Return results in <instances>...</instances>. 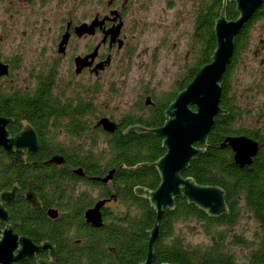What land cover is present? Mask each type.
<instances>
[{"label":"trees","instance_id":"obj_1","mask_svg":"<svg viewBox=\"0 0 264 264\" xmlns=\"http://www.w3.org/2000/svg\"><path fill=\"white\" fill-rule=\"evenodd\" d=\"M221 2L222 0H196L192 31V43L196 51L194 61L186 66L176 81L174 90L161 98L159 108L152 116H135L121 122V127L133 123L144 127L162 124V109L166 103L185 86L203 63L209 61L215 43L213 21L220 11ZM223 12L228 19L237 15L232 0H224ZM247 42V28L243 27L234 38L233 55ZM226 68L224 72L227 74ZM51 77L52 73L49 71L35 74L34 81L38 84L30 91L0 86V115L14 117L15 121L26 119L38 131L42 145H49L60 152L62 145L56 138L55 127L52 132L55 135H49L37 114L79 115L89 113L91 106L89 101L83 104L78 101L74 105H60L57 97L51 96L49 92L48 83ZM228 90L229 85L223 79L218 103L224 113L214 116L207 132L204 150L191 158L182 171L183 176L191 177L198 184L217 185L222 188L226 211L219 215H209L184 197H175L172 206L164 208L158 220V234L152 244L154 257L151 264H264V152L260 147L250 163L240 166L233 161L229 147L220 145L223 138L230 134L244 133L258 137L253 128L233 125L244 111L234 102ZM64 130L69 134L67 139L71 146L81 145L78 142L82 143V140H88L89 145H93L95 136L100 134L97 129L90 128L88 121L77 119L68 121ZM127 130L122 133L120 129H116L103 138L108 150V159H104L108 162L104 164L123 165L115 175L117 184L114 188L126 207L115 215L106 213V223L93 234L86 233L81 248L74 250L70 264H138L145 258L155 210L148 199L135 194L133 188L140 186L151 190L157 185L159 175L150 163L163 154L164 148L161 146V138L151 132H135L132 128ZM48 153L46 150L39 154L47 156ZM64 154L73 155L74 152ZM100 156L98 153V157ZM70 161L81 163L80 159L70 158ZM87 161L91 160L87 158ZM35 168L36 166L27 165L16 155H5L0 149V187L4 182L10 183L12 180L23 184ZM242 217H249L253 227L235 229ZM37 220L39 227L48 228L41 231L42 235L51 236L54 232H63L58 224H49L41 217ZM178 221L194 222L193 225L202 230L208 241H186L177 231L175 224ZM247 229L250 230L248 235L245 234Z\"/></svg>","mask_w":264,"mask_h":264},{"label":"flooded vegetation","instance_id":"obj_2","mask_svg":"<svg viewBox=\"0 0 264 264\" xmlns=\"http://www.w3.org/2000/svg\"><path fill=\"white\" fill-rule=\"evenodd\" d=\"M134 2L135 0H103L93 12L85 14L82 19L73 20L67 17L64 19L63 24L58 26L54 39L55 52L57 53H52V60L47 64V67L44 70L52 73L51 81L48 83L50 95L55 98L57 97L60 105L69 103L74 105L78 101L83 104L86 101H89L91 111L79 115L57 113L37 114V118L44 122V127L49 131V135H55L52 133L55 127L57 139L58 136H65V140L60 141L62 151H55V149L49 145H42L38 131L29 123L36 133L38 147L36 152L26 155L24 161L41 163L26 162L27 165H33L36 166V168L30 172L23 184L17 180H12L10 183L4 182L0 187V190L3 189L9 191L12 184L16 185L12 194V199L1 202V206L6 211L7 215L5 218L6 223L0 220V231L3 230V227L4 229H7L8 223L10 230L13 233L28 238L33 245H38L40 242L46 240L48 244L52 245L54 256L52 260L54 264H70L74 250L81 248L85 241L86 233L89 232L90 234H93L103 223H106L108 220L106 218V213H109V215H115L123 211L126 207L121 198L116 194V189L114 188L117 184H115V175L123 165L120 163L110 165L107 163L104 164V162H108V160L104 161V159H108L107 146L95 151V145H69L67 139L69 134L64 130L68 121L71 119L84 120L86 122L91 121V124H89L90 128L97 129L100 133L99 135L104 138L113 133L116 129L122 131L129 125L138 124L133 123L126 127H121V122L124 120L132 119L135 116L138 118L152 116L154 111L159 108L158 103L161 101V97L151 98V95L146 93V89H144L146 95L141 102L136 104V108L133 105H130L131 109L119 115L107 113L100 108L96 109V107L99 106L94 101L96 97H93L94 95L101 96L103 93L102 83H100L98 79L101 77L102 73L109 68L111 61L113 60V52L115 49L123 48L129 36L133 37L132 31L136 29V22L140 21L139 19H136L135 23L132 20L127 23L126 20V13ZM142 3H144V1L141 0L137 5H141ZM258 16H264V0H262L251 16L243 22L240 29L234 35V38L243 27L247 28L248 33L250 22ZM117 24H119L118 32L112 40L111 31ZM78 25H81L82 29L79 34L76 33V26ZM65 31L67 32V37L61 45H59L61 36ZM74 37L82 38L85 41L80 45L81 49L79 52H68L69 42ZM92 37L95 40H88ZM258 42H260V47H257V49L262 48L261 46L264 45V40L259 38ZM257 49L254 51L253 55L258 56L259 69L257 71L259 78L263 81L264 53H256ZM92 51L94 53H90ZM233 54L234 53H231L229 61L225 66L226 68L229 65V67L226 68L228 69L227 74L224 72L223 77V79H226L228 85H230V76L232 75V71L235 70L239 53H236V55ZM126 55L130 57L131 53H126ZM82 56L86 57V64L79 66L76 64L75 58ZM63 59L67 60V65L65 68L63 67L62 72L60 64ZM1 61L7 63L9 72L10 62L7 60ZM96 64H99L100 66L95 67ZM38 73L39 71L35 72V74ZM35 74L32 75L33 81L31 84H26L17 88L21 91H30L38 84V82L34 81ZM62 74L65 76H62ZM4 76L5 75L0 76V79ZM83 76H85L86 79H92L93 77V80L89 82L85 80L81 81L79 78ZM94 78L96 79L94 80ZM260 84H256V89L262 87V84ZM110 91H114V88L110 87ZM146 97H148L147 100ZM172 99H170L162 109L164 120L166 115L163 111ZM254 116L256 121L255 126L251 125L243 128L252 129L254 127L253 129H255L258 137H251L244 133L240 134H244L257 142L256 152L260 147L264 152V140H262L264 139V102L261 101L256 107ZM100 117H106L108 120L114 122L116 124L114 130L106 131L102 129L100 124L96 125L95 122ZM10 118L11 120L6 126L9 135H12L21 128L19 120H25L28 122L24 118H21L18 121H15L14 117ZM84 134L85 133H83V135ZM49 135L47 134L46 136L49 137ZM46 150L49 152V155L42 156V154H39ZM21 151L22 154H25L26 148L23 147ZM69 151H73L74 154H64ZM3 153L5 155H16L21 159L20 155L15 150ZM98 153H100V157H98ZM53 154L60 155L62 160L58 163L45 161ZM70 158H72V160L80 159L81 163H74L70 161ZM87 158L91 161H87ZM110 169H113L111 176L105 180H101L100 178ZM26 192L34 195V198L38 203L37 206H33L26 199ZM99 200H103L102 204L98 206L100 224L92 225L86 220L85 211L92 208ZM51 210H54L53 214ZM39 217L49 224H58L63 228V232L61 234L54 232L51 236L42 235L41 231H46L48 228L38 226L37 219ZM16 248L19 249L20 245H17ZM15 253L16 251H14L13 248L11 254L14 255ZM32 254L33 256L25 255L21 259H15V263L10 259L9 264H47L45 261H39L36 263L35 260L38 258L48 260V247L33 250Z\"/></svg>","mask_w":264,"mask_h":264},{"label":"rangeland","instance_id":"obj_3","mask_svg":"<svg viewBox=\"0 0 264 264\" xmlns=\"http://www.w3.org/2000/svg\"><path fill=\"white\" fill-rule=\"evenodd\" d=\"M101 1L0 0V60L10 62V71L0 79V86L31 84L32 75L38 71L43 72L52 60V53H57L54 39L58 26L67 17L82 19L85 14L93 12ZM139 1L135 0L126 13L127 23L140 20L132 31L133 37L129 36L123 48L115 49L109 68L98 79L102 83L103 93L101 96H93L99 106L96 109L100 108L113 115L127 112L131 109L130 105L136 108L146 93L151 98H162L170 93L186 66L196 56L192 43L196 0H142L144 3L137 5ZM248 34L247 44L238 51L229 85V95L244 111L233 125L242 127L255 126L256 107L261 101L264 102V80L261 81L258 76V56L253 55L257 47H260L258 39L264 40V16L255 17L250 22ZM88 40L95 39L92 37ZM84 41L82 38H72L68 52H79ZM261 47L256 53H264V45ZM126 53H131V56ZM66 61H61L62 72L67 65ZM79 79L89 82L93 77L86 79L83 76ZM260 82L262 87L256 89V84ZM110 87L114 91H110ZM95 137L94 150L105 148V140L100 135ZM64 138L58 136L59 141ZM82 141L78 143L90 146L88 140ZM193 223L178 221L175 225L186 241L207 242L208 237ZM244 226L253 227L249 217H242L235 229ZM249 232L247 229L245 234Z\"/></svg>","mask_w":264,"mask_h":264},{"label":"water","instance_id":"obj_4","mask_svg":"<svg viewBox=\"0 0 264 264\" xmlns=\"http://www.w3.org/2000/svg\"><path fill=\"white\" fill-rule=\"evenodd\" d=\"M232 1L234 2V9L237 15L232 19L226 18L223 12L224 0H222L220 11L213 21L212 30L215 43L209 56V61L203 63L195 71L185 86L178 90L173 99L167 104L163 111L166 118L162 124L154 127L134 124L121 131L124 133L127 129L132 128L135 132H151L161 138V146L164 148L163 154L150 163L155 167L159 175L157 185L151 190H146L139 186L133 188L135 193L146 196L155 210L154 224L149 230L147 239L146 255L143 262L138 264H151L154 257L152 244L158 234V220L163 209L172 206L175 197H184L187 201L193 202L202 208L209 215H219L226 211L222 188L217 185L198 184L191 177L183 176L182 171L187 167L191 158L196 157L204 150L207 132L214 116L224 112V109L219 106L218 100L224 69L233 51L234 35L243 22L251 16L262 2V0ZM118 28L119 24L111 31L112 40L116 36ZM81 30V25L76 26L77 34ZM66 37L67 32L65 31L61 36L59 45ZM85 58V56L76 57V64L83 66L86 64ZM99 66V64L95 65V67ZM7 73V63L0 60V76ZM147 99L148 97H146ZM10 120V117L0 115V149L6 153L15 150L24 161L26 155L32 154L37 150L36 133L28 122L19 120L21 128L9 135L6 126ZM95 124H100L102 129L106 131H113L116 127V124L106 117H100ZM220 145H226L230 148L233 161L240 166L250 163L252 156L257 150V142L244 134L226 135ZM23 147L26 148L25 154H22L21 151ZM61 160L62 157L60 155L53 154L45 161L58 163ZM112 171L113 169L108 170L100 179L109 178ZM15 188L16 185L12 184L9 191L0 190V220L3 222H5L7 214L1 206V202L11 200ZM25 195L33 206H37L38 203L32 193L26 192ZM102 202L103 200L97 201L92 208L85 211V218L92 225L100 224L98 206ZM51 211L53 214L54 210ZM262 216L264 218V207ZM0 232V264H9L10 259L15 263V259H21L25 255L33 256V250L44 249L45 247H48L47 256L49 259L38 258L35 262L45 261L47 264H54L52 260L54 257L52 245L48 244L46 240L38 245H33L28 238L13 233L8 223L7 229L3 227ZM17 245H20L19 249L16 248ZM13 248L16 251L14 255L11 254ZM159 264L172 263L162 262Z\"/></svg>","mask_w":264,"mask_h":264}]
</instances>
